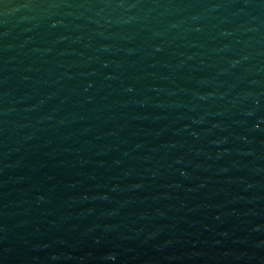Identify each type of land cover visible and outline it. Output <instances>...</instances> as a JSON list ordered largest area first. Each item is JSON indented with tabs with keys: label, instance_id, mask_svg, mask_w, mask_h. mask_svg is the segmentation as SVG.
<instances>
[{
	"label": "water",
	"instance_id": "1",
	"mask_svg": "<svg viewBox=\"0 0 264 264\" xmlns=\"http://www.w3.org/2000/svg\"><path fill=\"white\" fill-rule=\"evenodd\" d=\"M0 264H264V0H0Z\"/></svg>",
	"mask_w": 264,
	"mask_h": 264
}]
</instances>
